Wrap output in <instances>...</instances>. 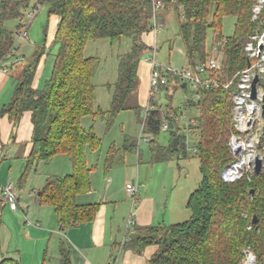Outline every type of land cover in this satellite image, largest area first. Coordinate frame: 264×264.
Here are the masks:
<instances>
[{"label": "trees", "instance_id": "trees-1", "mask_svg": "<svg viewBox=\"0 0 264 264\" xmlns=\"http://www.w3.org/2000/svg\"><path fill=\"white\" fill-rule=\"evenodd\" d=\"M40 1L32 4L31 0H0V68H4L7 60L17 57L18 50L16 30L20 22L9 30L4 26L6 21H21L38 4L48 6L49 14L59 18L50 45L59 46L50 77L42 88L35 84L44 50L35 52L33 64L24 69L12 100L0 115L9 114L17 123L25 112L31 114L33 148L21 173L22 179L35 171L39 163H49L59 155L69 158L72 171L62 176H48L38 191L39 202L53 207L64 228L93 221L99 209L98 203L77 201L79 194L90 190L91 171L97 167L89 164L87 154L98 152L102 147V139L94 126L82 125L84 117L102 116L110 126L121 111L133 109L141 119L142 132L155 143L150 146L155 157L152 162L167 161L174 155L186 157L188 152L178 118L180 107L175 108L170 101L163 105L152 97L153 108L143 117L144 107L129 101L136 89L144 53L153 49L147 41V35L152 34L153 0ZM163 3L165 7H172L179 18V35L189 66L205 63L214 47L223 52L222 68L212 71L211 76L220 78L222 83L233 79L247 66L243 43L258 25L252 19L255 0H163ZM229 16L235 18L234 32L232 36H225L223 21ZM209 30L213 33L211 47L207 45ZM101 38L131 42L130 48L119 55L118 77L111 108L107 111L96 107L97 58L85 55L87 43ZM182 87L177 83V76L171 75L169 83L161 89L171 100L179 88L186 90ZM235 88L236 82L228 90L203 87L197 91L199 98L189 101L191 107L199 108L194 114L193 127L199 136L197 155L201 181L187 199L190 219L150 226L145 234L125 242V248L139 252L148 244H157L149 264H244L247 249L254 252L258 262H264V167L250 180L243 176L229 182L221 176L232 160L229 141L235 129L232 115ZM163 116L172 124L167 145L156 144ZM121 152L137 153L140 159L137 138L125 135L122 145L112 143L106 152L104 169H110ZM2 209L0 204V227ZM254 216L256 222H253ZM59 253L60 264H71L67 242L61 241ZM0 264L22 263L3 257Z\"/></svg>", "mask_w": 264, "mask_h": 264}, {"label": "crops", "instance_id": "crops-1", "mask_svg": "<svg viewBox=\"0 0 264 264\" xmlns=\"http://www.w3.org/2000/svg\"><path fill=\"white\" fill-rule=\"evenodd\" d=\"M37 2L41 3L40 0ZM171 9L173 8L168 6L160 10L165 29L167 28L168 15ZM53 16L56 17L55 21H59L58 16ZM56 29L57 27L52 38H54ZM152 39V34L147 35V41L150 44ZM35 52L36 49L32 48L28 42L19 43L17 57L15 56L14 59L3 63L4 68L8 70L0 68V111L12 100L18 83L17 80L22 77L21 73L20 78L15 75L12 76V69L9 71V68L17 61H21L25 53H30V56H32ZM41 70L38 67L36 85ZM150 71L151 64L145 58L140 62L138 73L141 80H144V83L139 86L140 102L143 100L145 93L148 94ZM32 136L33 123L30 112H25L17 123L9 114L0 115V183L12 182L15 180V173L19 172L16 179L18 184H15L18 209L13 210L0 194V204L3 208L0 227V259L12 257L24 264L25 257H23L22 251L25 249L31 251L38 248L33 252V255L31 254V257H34L35 260L37 253L43 252L42 259L44 261L47 258L51 259L48 255L51 244L54 247L57 246L59 252L61 241H65L69 248L71 264H111L112 261L116 264H149L150 258L158 249L157 244H148L140 252L136 249L125 248L124 244L131 238L145 234V229L150 226L167 224L165 219L168 217L167 211L170 207L168 195L161 189L150 186L152 184L150 173L153 171L155 164L148 163L150 166H148V174L145 175H142L143 172L138 173V167L140 168V166H137L136 177L131 180V173L123 172L124 180H126L124 187L120 186L121 183L115 184L116 180H113V178H105L104 183H99L97 179H94V174L100 172H93L98 170L97 165L91 171L90 190L79 194L77 197L80 204H99L95 219L63 228L53 207L39 202L38 191L40 188H36L32 184V181L39 184L38 175L36 176L34 171L31 172L32 174L29 177L34 178L27 183L24 191L19 186V183L23 180L21 173L33 148ZM63 156H56L53 160ZM116 159L110 169L103 168L105 177L107 174L113 173L114 165L117 164ZM22 162H24V166L20 170ZM39 167L40 163L35 170L36 173ZM126 169H129V167H126ZM47 175H60V173H48ZM41 179L43 180V178ZM134 181L138 182L140 186V193L135 207L132 206L130 195L126 189V184ZM28 187H30V190ZM129 220H132L133 223L129 224ZM30 245L32 247L29 248ZM39 257L40 255H38ZM58 258L60 259V253Z\"/></svg>", "mask_w": 264, "mask_h": 264}, {"label": "rangeland", "instance_id": "rangeland-1", "mask_svg": "<svg viewBox=\"0 0 264 264\" xmlns=\"http://www.w3.org/2000/svg\"><path fill=\"white\" fill-rule=\"evenodd\" d=\"M37 1L38 0H31V3L33 4ZM168 16L169 19L167 21L168 22L167 28L162 32H160L158 35L159 42H158V52L156 58L158 62L162 63L165 66L171 65L174 68L180 69L181 67L188 65L189 60L185 54V46L183 40L179 35V30H178L179 18L176 12L174 11V9H171V11H169ZM25 19H28V17L25 16ZM55 20L56 17L49 14V7L43 5L41 10L38 11L35 18L32 20V23L28 30L27 39L25 40L26 42L29 43V45L32 48L36 49V52L38 51L39 53L40 52L42 53V51L44 50V54L42 55V59H41V64L39 65V69L41 68L42 70L37 83L38 87L41 88L44 86L45 81L51 75L55 55L59 50L58 45L50 46L51 41L53 39L52 38L53 32L55 28L58 26V21ZM159 20L162 21L160 12H159ZM19 22L20 20L17 19L8 20L4 23V26L9 30H13L19 24ZM234 23H235V18L232 16L226 17L224 19L223 34L225 36L233 35ZM150 25H152V18L150 21ZM263 27L264 24H262V22L258 23L254 33L257 31L261 32L263 30ZM46 40H47V44L45 45ZM246 40L243 43L244 50L246 46ZM130 43L131 42L129 41V39H122L121 41L120 40L112 41L107 38H101L97 40H91L86 45L85 55L93 56L97 58L94 68V73H95L94 83L96 85V91H97L96 107L101 108L104 111H107L111 108V102L114 93V85L118 77L119 55L125 52V50L127 51L130 48L131 46ZM153 43H154V38L152 39V44H151L152 47L154 45ZM212 44H213V33L211 30H209L207 36V45L211 47ZM220 53L223 56V52L221 51ZM151 55H152L151 50L145 52L142 60H144V58H148ZM33 56L34 54L30 56V53H25V56L21 61H17L15 64H13L11 66L12 68L11 67L9 68V71L12 69V76L15 75L20 78V76L23 74L24 69L29 65L33 64V59H34ZM19 80H17V82H19ZM143 83L144 80L143 79L141 80V78L139 77L137 81L136 89L132 94L133 97L131 96L132 98L129 99L131 104L137 102V104L143 107L147 105L148 103L147 93H145V96L143 97V100H141V102L139 100V86H141V84ZM189 90L191 91V89ZM169 93L172 94L171 92ZM156 99L159 100L163 105H167L170 101L171 105H173L175 108L178 109V107L181 105L183 101V96L181 95L180 92H177L175 94H172L171 100H168L166 98V92L164 90L163 91L161 90V92L157 94ZM82 125L86 128H89L90 126L93 125L95 133L102 139V147L100 151L88 152L87 154L89 164L98 165V170H95L93 172L97 173V171H100L99 173L94 174V179H97L99 183H104L105 178H109V179L113 178V180H116L115 184L121 183L120 186L124 187L126 180H124L123 172L131 173L132 175L130 177L131 180L132 178L136 177L137 166H140V168L138 167V173L143 172L144 174L142 175H145L146 173L148 174V170H149L148 166H150L148 163L149 162L153 163L155 165L153 167V171L150 173L152 180L151 181L152 184L150 186L154 187L155 189H161L163 192H165L166 195H168L169 198L168 203L170 207L169 210L167 211L168 217L165 219V222L167 224H172V223L183 222L190 219L191 211L186 205L187 199L190 193L198 186V184L201 181V173L199 171L200 163L197 152L190 151L188 152V155L186 157L181 156V158H178L177 156L174 155L171 159L167 161H157L154 159L155 161L152 162V159L155 157L150 151V146L155 143L145 140V138L148 136L146 133H143L141 131L142 129L141 119L139 120L135 110L133 109H127L121 111L110 126L107 125L106 120L102 118V116H97L95 119L92 116H86L82 119ZM125 135H130L132 137L137 138L139 142L141 158L139 159L137 157L138 156L137 153H133V154L129 152L119 153L116 159L117 164L114 165L115 167L113 173H109L105 177L103 173V168H104L103 162L106 156V152L112 143H115L118 146L122 145L124 143ZM231 136H230V141H231ZM169 138H170L169 132H160L159 136L157 137L156 144L167 145L169 143ZM198 141H199V136H198ZM230 141H229V145H230ZM231 153H232V160L230 163H232L235 159V157L233 156L232 149H231ZM22 163L20 164V168ZM46 164L47 163L44 162L40 163L38 172L36 173L34 171V174H36V176L38 175L37 177L39 182V184H36L35 181L34 182L32 181L33 186L36 188L41 189L44 186L45 181L48 177L47 175L48 173L58 172L60 173V175L62 174L65 175L72 171L71 162L69 161L66 155H64L63 157H58L57 159L51 161V163L49 162L47 165ZM126 167H129V169H126ZM120 169L125 171H121ZM254 173L255 172H252L251 170L245 171L243 176H245L248 180H250ZM31 174L32 173H30L27 178L23 179L19 183V186L21 187L22 191H24L25 187L27 186V183L30 182L32 178H34V177L29 178ZM15 175H16L15 180L12 181L14 186H16L15 185L17 183L16 179L19 175V172L15 173ZM221 176L224 179L223 171L221 172ZM39 177L43 178V180ZM28 189L30 190V187H28ZM28 247L30 248L32 247V245ZM36 249L38 248L32 249L31 251H27V249L22 251V255L23 257H25L24 264L25 263L38 264V261L40 262L39 264H43V263L60 264V259L58 258L59 252L57 246L54 247V245L51 244L48 253L51 259L47 258L44 261L42 259L43 252L37 253L35 260L34 257H31ZM38 255H40L39 258Z\"/></svg>", "mask_w": 264, "mask_h": 264}, {"label": "built area", "instance_id": "built-area-1", "mask_svg": "<svg viewBox=\"0 0 264 264\" xmlns=\"http://www.w3.org/2000/svg\"><path fill=\"white\" fill-rule=\"evenodd\" d=\"M164 7L163 0H153L151 33L154 38V45L152 55L146 58L151 64V71L148 103L143 109V117L153 108L150 98L156 97L161 92V87L169 83L171 75L177 76V83L180 87L186 83V86H184L186 88L185 91L182 90V87L175 92H180L183 96V101L179 106L180 115L178 118L181 131L184 134V143L187 152H198V132L193 126L196 124L194 114L199 111V108L191 107L189 104L190 99L199 98L197 91L200 88L223 87L228 90L236 82V88L233 92V124L235 129L230 141V147L235 159L232 163L225 166L223 170V177L226 181H236L244 175L245 171L251 170L254 172L257 156L264 157V84L262 83V80H264V27L261 32L257 31L251 34L246 40L245 52L246 57L251 61V65L238 71L233 79L222 83L220 78L211 76L212 71H220L222 68L223 56L217 47L212 50L215 54L211 52L207 61L198 64L196 67L185 65L178 69L171 65L165 66L157 61L158 35L165 29V24L159 20V12ZM179 7L182 9V5ZM41 8L42 5L38 4L27 12L26 16L28 19L24 18L20 21V26L16 30L17 45L27 39L32 20ZM252 11V19L264 24V0H255ZM4 70L7 71L8 69L4 68ZM256 76L259 80L256 84V97L253 98L252 83ZM171 128V122L163 116L161 132H169ZM145 140L149 141V137H146ZM250 162L251 166H249ZM126 189L130 195L132 206L135 207L140 193L138 182L127 183ZM0 194L13 210L18 209L17 194L13 182L0 183ZM132 223L133 221L129 220V224ZM245 256L244 264H264V262L260 263L256 260L255 254L251 249L246 250ZM111 264H116V262L112 261Z\"/></svg>", "mask_w": 264, "mask_h": 264}, {"label": "water", "instance_id": "water-1", "mask_svg": "<svg viewBox=\"0 0 264 264\" xmlns=\"http://www.w3.org/2000/svg\"><path fill=\"white\" fill-rule=\"evenodd\" d=\"M250 65H251V61L247 57V66H250ZM258 80H259V78L256 76L254 78V80H253V83H252V97L253 98L256 97V93H257L256 84H257ZM262 83L264 84V80H262ZM184 86H186V83H184ZM263 165H264V157L257 156L256 157V161H255V166H254V172L256 174H259L262 171V169H263ZM23 166H24V162L22 163L20 170H22ZM249 166H251V162L249 163ZM252 192H253V190H252ZM256 221H257V217L254 216L253 217V222H256Z\"/></svg>", "mask_w": 264, "mask_h": 264}]
</instances>
